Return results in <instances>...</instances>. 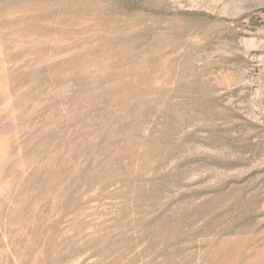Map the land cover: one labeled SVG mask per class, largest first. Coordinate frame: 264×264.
<instances>
[{
  "label": "rangeland",
  "instance_id": "rangeland-1",
  "mask_svg": "<svg viewBox=\"0 0 264 264\" xmlns=\"http://www.w3.org/2000/svg\"><path fill=\"white\" fill-rule=\"evenodd\" d=\"M0 264H264V0H0Z\"/></svg>",
  "mask_w": 264,
  "mask_h": 264
}]
</instances>
